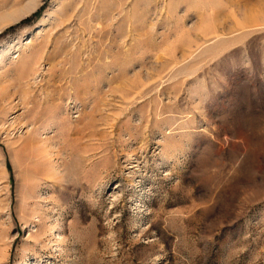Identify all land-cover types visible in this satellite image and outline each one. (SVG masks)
Returning a JSON list of instances; mask_svg holds the SVG:
<instances>
[{
    "label": "rangeland",
    "instance_id": "rangeland-1",
    "mask_svg": "<svg viewBox=\"0 0 264 264\" xmlns=\"http://www.w3.org/2000/svg\"><path fill=\"white\" fill-rule=\"evenodd\" d=\"M0 264H264V0H0Z\"/></svg>",
    "mask_w": 264,
    "mask_h": 264
}]
</instances>
